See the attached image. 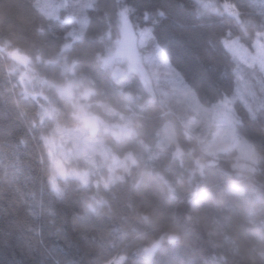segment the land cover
<instances>
[{"label": "trees", "instance_id": "obj_1", "mask_svg": "<svg viewBox=\"0 0 264 264\" xmlns=\"http://www.w3.org/2000/svg\"><path fill=\"white\" fill-rule=\"evenodd\" d=\"M124 16L151 30L202 105L228 98L242 137L264 132V77L254 81L226 44L253 47L264 0H0V264H264V163L207 152L140 79L112 76L103 56ZM241 75L255 97L237 95ZM69 79L102 109L88 115L127 122L133 134L103 137L124 165L78 162L86 183L55 184L45 114L79 126L75 99L58 90Z\"/></svg>", "mask_w": 264, "mask_h": 264}, {"label": "rangeland", "instance_id": "obj_2", "mask_svg": "<svg viewBox=\"0 0 264 264\" xmlns=\"http://www.w3.org/2000/svg\"><path fill=\"white\" fill-rule=\"evenodd\" d=\"M203 6L205 9L214 7L210 1H203ZM127 21H130L128 17H122L120 36L113 45L111 44L113 48H110L103 56L105 67L110 72L117 65L125 68V75L119 77L118 81L131 84L134 78L140 79L147 96L158 97L168 111L176 113L184 122L187 131L199 136L200 142L207 152L236 150L238 165H246L248 162L264 163V132L261 130L252 131V142L242 137L238 133L234 105L230 100H227L228 98L211 107L202 105L155 44L151 30L134 26L140 50L139 59H129L122 52V31L123 25ZM226 44L246 66L249 74L254 76V81H258L260 72L264 77V33L255 38L253 47L246 46L237 40H228ZM240 80L237 95L242 97V93L247 91L251 97H255V92L244 75L240 76ZM58 90L62 95H70L75 99L77 119L81 123L74 128L63 127L55 120L52 113L45 114L46 122L50 123L51 128L48 143L49 155L54 166L53 182L56 184L57 178L72 177L86 183L90 172L78 167V162L82 161L93 167H97L100 161L107 165L111 172L124 165L120 158L110 155L103 137L113 135V139L117 142L130 137L133 134V129L124 125L127 122L120 123L118 119L117 121L108 118L106 120L109 122L103 119L104 123H102L99 114L102 109L89 103L90 90L86 87L82 90L81 100L80 95L77 97L75 92L76 83L70 79L59 86ZM262 96H264V90ZM91 107L96 108V112L99 113L91 111L93 116L88 115V108ZM91 124L94 128L90 126ZM167 131L166 135L170 132L169 127ZM172 139L173 135L169 133L162 143H169ZM72 160L74 161L72 162ZM124 260V256H119L106 264H123Z\"/></svg>", "mask_w": 264, "mask_h": 264}, {"label": "water", "instance_id": "obj_3", "mask_svg": "<svg viewBox=\"0 0 264 264\" xmlns=\"http://www.w3.org/2000/svg\"><path fill=\"white\" fill-rule=\"evenodd\" d=\"M122 40H123L122 52L125 55L133 57L135 59H139L140 52L136 40L135 27L133 26L131 21H127L123 25ZM14 56L22 63H27L28 59L26 56L19 55L18 53H15ZM125 73H126L125 68H123L120 65H117L112 70V76L115 78L121 77L125 75ZM90 126L93 128V124H91Z\"/></svg>", "mask_w": 264, "mask_h": 264}, {"label": "flooded vegetation", "instance_id": "obj_4", "mask_svg": "<svg viewBox=\"0 0 264 264\" xmlns=\"http://www.w3.org/2000/svg\"><path fill=\"white\" fill-rule=\"evenodd\" d=\"M139 52H140V50H139ZM126 56H127L129 59H132V58H133V57H130V56H128V55H126ZM101 122L104 123V121H102V120H101ZM93 128H94V127H93Z\"/></svg>", "mask_w": 264, "mask_h": 264}]
</instances>
